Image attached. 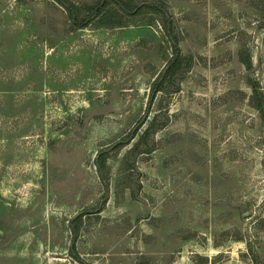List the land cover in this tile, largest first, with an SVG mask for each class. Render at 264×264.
I'll return each mask as SVG.
<instances>
[{"label": "rangeland", "instance_id": "1", "mask_svg": "<svg viewBox=\"0 0 264 264\" xmlns=\"http://www.w3.org/2000/svg\"><path fill=\"white\" fill-rule=\"evenodd\" d=\"M154 1L188 63L149 101L157 22L73 28L52 0H0V264H252L235 237L264 246V0Z\"/></svg>", "mask_w": 264, "mask_h": 264}, {"label": "trees", "instance_id": "2", "mask_svg": "<svg viewBox=\"0 0 264 264\" xmlns=\"http://www.w3.org/2000/svg\"><path fill=\"white\" fill-rule=\"evenodd\" d=\"M54 3L62 7L65 16L70 21V26L73 28H80L86 25L94 24L99 27L115 28L128 24V21L132 20V17L139 18L146 24H154L157 22L162 31L164 32L166 39L169 41L171 52L170 56L165 61L162 69L156 73L150 83L149 101L152 100L158 91H165L170 88V91L178 89L174 83V78L179 77V73L182 70V66L188 63L186 57L181 53L177 39L172 33V19L168 16L167 10L160 3H156L154 0L147 1H135V0H52ZM169 36V37H168ZM240 61L247 66L248 60L240 57ZM184 62H186L184 64ZM184 64V65H183ZM250 86L254 92V86L250 83ZM255 108H259L258 101L253 103ZM151 127H146L143 133L146 134ZM135 129L129 134V139L133 138L136 133ZM123 141L115 143V147H122ZM136 146V142L133 143V148ZM131 150L129 148L127 152ZM106 155L104 151H100L95 155L94 164L96 165L99 173L105 167ZM254 225L259 227L264 234V216H256L254 219ZM235 238L244 239L246 243V249L249 252L252 264H258L259 247L256 243L252 242L247 237L237 236Z\"/></svg>", "mask_w": 264, "mask_h": 264}]
</instances>
